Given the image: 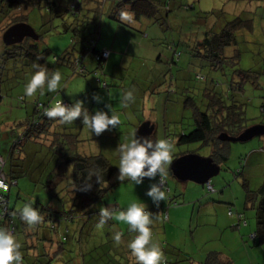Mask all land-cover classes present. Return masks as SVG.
I'll list each match as a JSON object with an SVG mask.
<instances>
[{"label": "rangeland", "instance_id": "rangeland-1", "mask_svg": "<svg viewBox=\"0 0 264 264\" xmlns=\"http://www.w3.org/2000/svg\"><path fill=\"white\" fill-rule=\"evenodd\" d=\"M181 4L193 5L194 10L180 8ZM171 6L174 11L170 13L168 20L166 17V21L161 19L163 25L152 24L147 19L137 21L134 16H128L127 12V18H122L120 14V21L136 31L114 21L110 17L113 11L111 5L107 6L98 29L99 47L106 46L111 53L110 59L104 65L103 76L95 74L94 70L98 65L91 58L87 59L88 71L85 74L75 73L71 67L63 65L68 56L74 53L73 48H80L81 43L74 45L73 32L65 31L61 18H56L44 10H34L30 14L28 23L41 35V47L49 50L47 62L53 63L54 56L60 58L56 63V70L62 72V79L60 87L52 94H55L56 98H67L73 103L83 101L89 115L103 110L120 118L116 128L110 127L98 136L83 124L82 117L66 123L67 132L79 135L80 142L77 143L76 151L80 154L102 153L118 168V144L123 143L130 133L138 130L145 122L156 125L154 134L157 135L156 138L153 136L154 141L166 139L167 134L174 135L181 129L190 130L192 111L185 108L186 98L192 97L196 105L204 109L205 89L213 88L226 93L228 77L213 69L205 59L189 51L187 45L192 44L195 38L202 37L207 27L217 24L220 29L238 16L253 19L254 30L240 31L238 44L229 48L227 55H232L235 50L241 52L238 68L253 73L247 78L244 90L237 93L238 99L245 105L248 128L264 125V0H172ZM192 23L194 25H191ZM83 34L91 38L96 37L94 33L91 35L90 30L84 31ZM128 38L131 41L129 46L126 44ZM112 44L116 50L112 49ZM174 44L182 51L177 65L170 62L172 54L169 47ZM197 74L205 79L197 80ZM12 76H15L14 73ZM30 77L31 74H27L25 80H19V83H16L17 77L14 78L15 84L9 90L7 99L0 104V128H5L2 139L0 136L3 149L11 148L12 138L17 135L19 129L15 125L27 118L26 108L20 107L15 98L24 95L23 89ZM104 82H107L108 86ZM2 87L5 85L2 84ZM169 89H173L175 93H170ZM44 90L47 91L46 88ZM128 91L133 92L132 101H125V93ZM39 93L41 92L37 91L35 95ZM94 95L100 96V101L93 100ZM227 147L229 152L220 164L221 171L211 179L216 190L211 195L206 192L208 189L204 184L178 180L170 167L179 151H190L202 157H210L212 148L201 147L197 143L174 147L172 162L167 170L170 196L176 198L173 204L167 202L166 190L161 188L165 192V199L162 201L166 208L169 207L168 221L155 214L153 209L159 205L153 203L146 195L151 184L157 183L158 175L155 178L145 177L142 183L135 184L128 179L118 180L117 171L112 181L113 189L105 200L113 210L119 206L114 213L115 219L101 223L97 216H93L86 220V233L88 232L89 238H84L85 245L89 249L100 247L95 253L96 257L100 254L97 263L127 264V256L135 261L127 247L135 233L129 231L128 226L116 217L130 203L136 202L146 205V210H150L154 221L150 225L153 237L159 243L163 260L168 259L169 264H203L210 251L229 255L233 264H264V225L255 241L254 236L249 238V235L258 232L262 225L258 224L257 216L260 207H263L261 214L264 218V195L260 193L264 184V135L246 141H230ZM47 149L38 142L28 141L23 150V157L26 158L23 166L22 159L16 158L13 161L11 157L7 158L6 173L14 170L21 174L22 167L26 172L25 175H20L19 186L13 188L9 203L10 208L17 213L16 239L19 242L25 238L22 230H31L27 226L25 229L20 218V209L24 204L50 202L55 208H61L60 197L66 195L62 189L66 187L67 182L72 181L73 168L69 166L67 180L53 192V196L43 187L40 177L47 170L50 161L47 159ZM27 162L35 166L37 171L26 168ZM203 198H208L211 204L203 207L207 200ZM230 205L244 213L248 225H245L242 219L243 226L233 229L232 226L237 224L240 218L238 214H234V221L233 214H229L226 215L230 223L228 229L217 227L215 220H212L214 215L219 212V222L223 225L227 219L225 221L222 208L226 209ZM117 232L121 233L119 243L113 238ZM67 246L70 252L65 256L76 257L80 251L78 244L69 242ZM46 248L53 252L57 247ZM31 252L36 254L34 250ZM114 252H117V258ZM69 260L71 261V258Z\"/></svg>", "mask_w": 264, "mask_h": 264}, {"label": "trees", "instance_id": "trees-1", "mask_svg": "<svg viewBox=\"0 0 264 264\" xmlns=\"http://www.w3.org/2000/svg\"><path fill=\"white\" fill-rule=\"evenodd\" d=\"M108 1L0 0V104L7 99L9 90L15 84L13 79L17 77L16 83H19V80L24 81L27 74L32 75L38 70L36 66H44L48 71H59L62 74L60 70H56V63L60 61L58 56L53 57V63L47 62L46 56L49 50L41 47V35L37 34V39L25 38L21 43L12 46H6L2 40L4 32L12 25L28 23L32 11L44 10L46 13H52L56 18H61L66 28L65 31L71 30L73 32L74 45L81 43L80 48H73L74 53L68 56L63 65L71 67L75 73L85 74L88 71L87 59L91 58L97 62L98 66L95 67L94 71L98 76L105 75L104 65L110 59L111 54L108 48H105L106 46L101 48L98 45L100 20L105 15L108 5H111L113 10L110 17L127 28H131V26H127V24L125 25L120 21V14H126L127 12L128 16H134L137 21L147 19L152 24L163 25L161 19L163 18L166 21L167 18L168 20L172 14L171 12L174 11L171 6L172 0H113L111 3ZM180 8L187 11L194 10L193 5L181 4ZM68 20L71 22L69 23ZM218 28L217 24L207 27L206 31L202 33V37L195 38L192 44L187 46L189 51L205 59L213 69L221 71L223 75L225 74L228 77L227 91L222 93L213 88L205 89L203 93L206 98L204 109H200L192 97H187L185 108L192 111V129H181L180 132L174 133V135L167 134L166 140L171 142L174 147L196 143L201 147H211L210 157L214 163L220 166L229 152L227 147L229 141L221 140L220 136L227 134L230 137H237L248 128L245 105L238 99L237 93L244 90L247 78L253 74L251 71L238 68L241 52L235 50L232 55H227V50L238 44L240 31L245 29L253 32L254 23L253 19L238 16L220 29ZM89 30L91 35L94 33L96 37L84 36L86 32L84 34L83 32ZM132 31H136V29L134 28ZM177 46L174 44L169 47L172 54L170 62L175 65L178 64L182 55V51ZM105 50L109 51L107 58L103 56ZM13 73L15 76H12ZM196 79L203 81L205 78L197 74ZM98 80L102 82L101 79ZM104 83L108 86L107 82ZM215 83L218 84L217 81ZM2 84L5 85L4 88ZM169 92L175 93L173 89H169ZM58 100H61L65 105L70 106L73 104L67 98H56L55 94L45 90L32 97L18 95L15 98L20 107L26 108L27 118L15 125L19 129L17 135L12 138L13 143L11 148L8 149L7 158L11 157L13 161L16 158L22 159L23 166L26 160L23 157V150L28 141L38 142L45 149L48 148L49 155L47 159L50 160L49 165L40 179L43 180V187L52 193V196L53 192L58 190L67 180L68 167L72 166L73 168L71 183L67 182L66 187L62 189L63 192H66V195L60 197L61 208H55L50 202L37 201L33 206L39 209L42 220L35 226H29L21 220L22 225H25V229L26 226L31 228L30 232H28V229H26L27 232L22 230L26 238V240L23 238L19 242L22 260L23 264H98L100 254L96 257L95 253L98 252L100 247L89 249L85 245L84 238H89L88 232L86 233V228H88L86 220L93 216H97L102 220V208H107L111 212L108 218H103L104 220L113 221L115 219L114 213L119 209V206H116L113 210L105 200L113 189L112 181L118 168L111 163L109 157L102 153L84 155L76 151L77 143L80 142L79 135L66 131V123L70 122L61 123L59 118H49L44 114V109L53 106ZM186 154L195 153L179 151L175 154L174 160ZM0 156L4 159V165L0 161V172L3 173L6 182L10 185L8 191L0 190V193L8 200V209L5 215L0 217V227L7 229L15 237H18L17 213L10 208L9 195L14 187L19 186L20 175L23 176L26 172L22 167L21 174L19 171L14 170L6 173L7 158ZM26 168L37 171V168L31 165L30 162L26 163ZM160 178L158 175L157 183L159 185ZM163 178L166 180V184L160 187L166 190L167 202L173 204L176 198L170 196L167 175ZM89 185L91 186L89 190H80ZM204 185L207 188L208 185ZM208 190L206 192L211 195L213 191ZM260 193L264 195V184L260 189ZM206 199L208 198H203V200ZM227 209L228 215L233 214L232 217L235 218L234 214H238L240 218L238 223L232 226L233 229L243 226L242 219H244V224L248 225L243 212L234 209L231 205ZM262 209L263 207H260L257 213L258 224L262 225L259 227L258 232L249 235V238L254 235V241L260 235L261 228L264 225V218L261 214ZM1 210L2 207H0V213ZM153 210L156 211L157 216L162 217L165 221L170 219L169 207L166 208L163 201H160L159 206ZM147 211L150 212V210ZM74 225L75 231H71ZM69 242L79 246L80 251H78L76 257L65 256L70 252L67 246ZM46 246H52V248L56 246L57 248L51 252L47 250ZM31 250H34L36 254L32 253ZM109 252L112 251L109 250ZM114 254L117 258V252H114ZM69 258H71L72 263ZM126 262L127 264H135V261L129 256H127ZM162 262L163 264H169L168 259H164ZM204 263L233 264V261L227 254L225 255L220 251H210Z\"/></svg>", "mask_w": 264, "mask_h": 264}, {"label": "clouds", "instance_id": "clouds-1", "mask_svg": "<svg viewBox=\"0 0 264 264\" xmlns=\"http://www.w3.org/2000/svg\"><path fill=\"white\" fill-rule=\"evenodd\" d=\"M122 18H127L126 14H122ZM36 67L38 70L31 75L24 86V95L32 97L37 91L42 93L45 88L48 92H55L60 87L61 73L48 71L45 67ZM124 98L125 101H132L133 92H126ZM100 99L98 95L93 96V100L100 101ZM44 114L49 118H59L61 123L73 122L78 117H82L83 124L97 136L110 127L116 128L120 123L118 115H109L103 110H97L94 115H89L88 110L83 106V101L79 100L70 106L58 100L53 106L45 108ZM136 132L137 130L130 133L129 137L116 148L119 156L117 179L120 181L128 179L140 184L145 177L166 176L173 158V144L166 139L153 141L148 137H138ZM90 188L89 185L80 190L87 191ZM146 195L157 205L165 199V192L158 183L151 184ZM110 215L109 209L102 208L101 223L104 222L103 218H108ZM20 218L29 226H35L42 220L39 209L35 208L33 203L24 204L20 209ZM116 218L124 222L129 231L135 233L127 245L130 255L135 259V264H162L163 253L158 241L153 237L150 225L154 221L146 210V205L132 202L126 209L121 210ZM113 238L119 243L121 233H115ZM20 248L21 245L16 237L7 229L0 227V264H23Z\"/></svg>", "mask_w": 264, "mask_h": 264}, {"label": "water", "instance_id": "water-1", "mask_svg": "<svg viewBox=\"0 0 264 264\" xmlns=\"http://www.w3.org/2000/svg\"><path fill=\"white\" fill-rule=\"evenodd\" d=\"M25 38L37 39V33L29 23H17L9 27L3 34L2 40L6 46L21 43ZM155 125L151 122L142 124L136 132L138 137H148L154 134ZM264 135V125L247 128L237 137L227 134L220 136L224 141H246L255 136ZM173 175L180 181H192L197 184H210L211 179L221 171L219 165L211 157H202L197 154H186L173 161L170 167Z\"/></svg>", "mask_w": 264, "mask_h": 264}, {"label": "crops", "instance_id": "crops-1", "mask_svg": "<svg viewBox=\"0 0 264 264\" xmlns=\"http://www.w3.org/2000/svg\"><path fill=\"white\" fill-rule=\"evenodd\" d=\"M128 41H126V44L129 46V43L131 42L130 41V39L128 38L127 39ZM127 46V47H128ZM112 49H114V50H116L115 49V47H114V44H112ZM124 51H126V49L124 50ZM2 104V103H1ZM152 123V122H151ZM152 124H154V123H152ZM5 131V128H3L2 126H1V128H0V136H1V139H2V132H4ZM156 132V125H155V131H154V133ZM157 135V134H156ZM156 135L155 134H153L152 135V137H151V140H153V136H154V138H156ZM154 141V140H153ZM2 140L0 141V155H2L4 158H7V156H8V149H3V147H2ZM6 150V151H5ZM5 151V153L4 154H2L3 152ZM6 166H7V164H6ZM164 177V176H163ZM166 181V180H165ZM212 185V184H211ZM213 186V189H214V191L213 192H215L216 190H215V188H214V185H212ZM208 189V188H207ZM209 191V190H208ZM11 193H12V191L10 192V195L9 196H11ZM203 196V195H202ZM211 204V201H208V199H207V202L204 204V206L206 205H210ZM203 206V207H204ZM223 210H222V214H223V217H224V219H225V221H226V219H227V221H226V223H224L223 225H220V222H219V215L220 214H215L214 215V219H212L213 221L215 220V224L217 225V227L218 226H221V228L223 229V230H227L228 229V226H229V220H228V218H227V216L226 215H228V214H226V211H227V207H226V209H225V207H223L222 208ZM217 218V219H216ZM234 219V221H236L235 220V218H233ZM212 221V222H213ZM223 226H224V228H223ZM71 231H75V225L73 226V228H71ZM236 239H238V238H236ZM238 243V242H237ZM247 254L249 255V253L247 252ZM200 258H202V257H200ZM198 264H199V262H198Z\"/></svg>", "mask_w": 264, "mask_h": 264}, {"label": "built area", "instance_id": "built-area-1", "mask_svg": "<svg viewBox=\"0 0 264 264\" xmlns=\"http://www.w3.org/2000/svg\"><path fill=\"white\" fill-rule=\"evenodd\" d=\"M103 56L107 58L109 56V51L105 50ZM0 161L2 165H4V159L0 156ZM166 181L164 180L163 177L160 178V186H165ZM208 186H211L208 184ZM10 189V185L6 182V178L3 175V173L0 172V190H6L8 191ZM0 207H2L0 217H3L8 209V200L2 193H0ZM167 213H166V218H167ZM254 236V235H253Z\"/></svg>", "mask_w": 264, "mask_h": 264}, {"label": "bare ground", "instance_id": "bare-ground-1", "mask_svg": "<svg viewBox=\"0 0 264 264\" xmlns=\"http://www.w3.org/2000/svg\"><path fill=\"white\" fill-rule=\"evenodd\" d=\"M165 180V179H164ZM208 185V184H207ZM210 185H211V183H210ZM207 188L208 189H210L211 191H214V189H213V186L211 185V186H207Z\"/></svg>", "mask_w": 264, "mask_h": 264}]
</instances>
